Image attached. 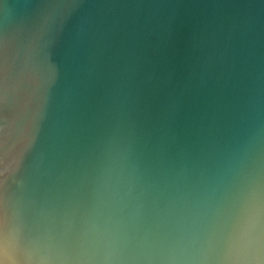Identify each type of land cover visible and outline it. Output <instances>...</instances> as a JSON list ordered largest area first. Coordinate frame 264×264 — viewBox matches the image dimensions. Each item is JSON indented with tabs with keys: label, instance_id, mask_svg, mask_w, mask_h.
Segmentation results:
<instances>
[{
	"label": "clouds",
	"instance_id": "9594fccd",
	"mask_svg": "<svg viewBox=\"0 0 264 264\" xmlns=\"http://www.w3.org/2000/svg\"><path fill=\"white\" fill-rule=\"evenodd\" d=\"M32 15L0 66V106L21 120L0 166V264H264V129L253 126L264 101L245 56L231 65L224 132L212 124L180 141L173 123L184 94L144 45L113 66L102 101L87 103L112 37L126 27L155 35L158 49L165 12L150 13L156 27L143 30L142 13L103 15L90 0H45ZM30 181L55 204L43 237L18 223Z\"/></svg>",
	"mask_w": 264,
	"mask_h": 264
},
{
	"label": "water",
	"instance_id": "95a60500",
	"mask_svg": "<svg viewBox=\"0 0 264 264\" xmlns=\"http://www.w3.org/2000/svg\"><path fill=\"white\" fill-rule=\"evenodd\" d=\"M45 0H0V66L5 60V47L12 41H23L31 27L34 13ZM94 10L103 15L117 13L122 18L139 12L137 27L146 24L156 27L159 17L148 16L155 10L165 12L163 39L157 44L153 35L144 39L122 27L111 40V54L106 58L101 79L87 103L95 106L102 101L113 66L140 51L144 45L148 56L170 70L175 95L184 94L185 103L173 123V131L180 141L194 140L202 129L214 124L220 133L225 130L228 104L231 100L230 70L233 58L242 54L252 67L258 100L260 77L264 72V0H90ZM131 21L129 20V23ZM11 23L12 29L7 25ZM145 37L147 32H144ZM63 51V49H60ZM203 81L197 90L194 85ZM82 103H84L82 101ZM253 126L264 129V103L253 114ZM21 127L19 113L0 106V166L15 149ZM45 138L48 133H41ZM49 141L46 139V146ZM48 152L44 153L47 160ZM39 159L36 165L39 166ZM23 184L27 181L20 177ZM18 223L26 236L43 237L54 226V207L50 194L42 184L27 182V190L19 202Z\"/></svg>",
	"mask_w": 264,
	"mask_h": 264
}]
</instances>
